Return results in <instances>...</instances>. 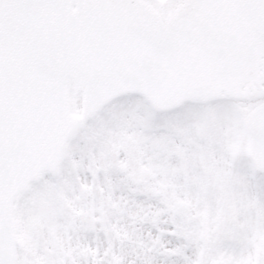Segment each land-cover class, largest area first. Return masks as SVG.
Listing matches in <instances>:
<instances>
[{"label":"snow or ice","instance_id":"obj_1","mask_svg":"<svg viewBox=\"0 0 264 264\" xmlns=\"http://www.w3.org/2000/svg\"><path fill=\"white\" fill-rule=\"evenodd\" d=\"M0 264H264V0H0Z\"/></svg>","mask_w":264,"mask_h":264}]
</instances>
